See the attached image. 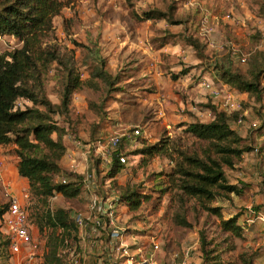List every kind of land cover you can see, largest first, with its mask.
Instances as JSON below:
<instances>
[{"label":"trees","instance_id":"16d2710c","mask_svg":"<svg viewBox=\"0 0 264 264\" xmlns=\"http://www.w3.org/2000/svg\"><path fill=\"white\" fill-rule=\"evenodd\" d=\"M74 1L0 0V39L8 36L20 44L10 50H0V146L15 145L16 172L26 180L27 198L30 195L42 204H47L48 199L57 194L69 199L82 194L83 176L61 168L67 150L64 137L73 133L75 139L76 135L69 130L70 121L65 120L69 117L72 95L82 89L97 94L96 100L88 101V108L94 111L99 120L93 126L90 140H98L96 135L99 123L107 116L108 110L104 109L108 106V102L105 103L108 95L124 93L125 79L129 82L140 79H133L141 70L140 65H130L115 73L110 72L107 68L108 58L101 53L95 41L78 42L70 37L72 46H69L61 39L58 40L54 18L59 16L63 8L73 5ZM124 1L125 6L131 9V0ZM185 2L172 0L166 4L165 9L151 7L131 11L130 14L137 22L162 20L170 25L181 26V39L195 51L199 59H204L206 44L197 35V31L203 25L205 12L198 6L185 7ZM203 5L208 8L211 19L217 5L208 2ZM258 11L264 18V0H261ZM171 37L175 36L168 33L161 37L158 47L166 45ZM260 37L257 31L249 34L251 48L245 55V72L233 68L230 53L207 65L212 68L211 73L218 75L229 89L244 94L240 110L232 111L230 117H227L216 109L210 99L197 103V110L211 114L212 118L202 121L195 113H189L190 120L181 126L184 127V134L196 139L191 144L181 146L179 140L164 137L156 142L140 138L141 146L130 151V154L139 156V166L143 169L147 168L154 155H165L168 159L169 169L152 172L149 178L153 182L152 189L161 194L171 192L170 204L165 212L171 224L190 230L193 227L190 218L195 222L199 221L200 215L215 218L216 229L212 230L211 236H207L205 231H199V264H223L224 254L236 248L234 240L244 235V228L238 222L239 214L224 217L223 207L214 204V201L218 197L229 200L233 193L242 192L244 184L231 183L227 179L226 170L235 168L242 160V155L252 151L254 146L247 136L238 134L230 125V118L234 120L244 110L254 109L258 113L256 115L261 117L254 131H264V114L261 113L264 108V49L255 47ZM77 50L79 58L76 56ZM189 70L187 67L181 74H187ZM51 82L58 102H53L46 94V87ZM133 82L135 85L136 81ZM19 100L30 104L22 106L21 103L18 106ZM61 117L62 121L68 123L67 126L59 121ZM122 153L127 154L123 141L113 151L110 164L107 165L106 179L110 185L115 186L116 176L128 169L118 159ZM119 189L120 207L128 205L132 210L137 209L142 200L149 197V194L141 191L142 185L127 184L119 186ZM26 201L23 205L26 220L32 225ZM7 204L0 206V237H5L1 250L6 257L11 258L7 249L9 239L1 227ZM35 223L40 231L44 227L51 230L46 235L40 264H66V254L63 252L65 247L81 239L80 229L69 208L47 207L44 215L37 218ZM69 236L71 239H67ZM237 258L241 264H256L255 254L245 249L239 251Z\"/></svg>","mask_w":264,"mask_h":264},{"label":"rangeland","instance_id":"374dc122","mask_svg":"<svg viewBox=\"0 0 264 264\" xmlns=\"http://www.w3.org/2000/svg\"><path fill=\"white\" fill-rule=\"evenodd\" d=\"M171 1L131 0L132 7L129 9L124 0H75L73 5L63 8L59 16L54 18L55 36L58 40L61 39L69 46H72L70 37L78 42H97L101 53L108 58L107 68L110 72L115 73L130 65H140L141 70L133 78L140 79L131 82L124 80V93L108 95L106 98L108 100H105V103L108 102V106L104 110L107 108L108 111L107 116L99 123V132L96 135L98 140H90L93 126L99 120L94 111L88 108V101L96 100L97 94L82 89L72 95L69 117L65 120L70 121L69 130L76 135L74 139L73 133L67 134L66 142L70 147L69 141L73 139L85 147L83 156L71 157L75 165L63 161L61 168L83 176L82 194L72 199L57 194L50 197L47 204H42L30 195V198L23 195L20 198L21 205H24L26 200L29 204V220L32 224L30 227L40 253L43 251L44 254L46 235L51 230L43 226L40 231L35 221L44 215L47 207L69 208L72 214L82 213L89 221L91 216L96 215L95 207L98 204H106L113 199L120 203L119 186L129 184L142 185L141 191L149 194V197L143 199L140 207L134 210L128 205H122L114 224L108 225L110 228L117 226L122 233L120 244L129 248V252L135 253L139 247L144 249L145 246H150V241L153 240L158 248L154 250L152 264H199V231H205L207 236H211L212 230L216 229L215 218L200 215L198 222L190 218L193 224L190 230L177 228L169 222L165 212L170 204L171 192L161 194L152 189L153 182L149 178L152 172L169 169L166 156L154 155L147 168L143 169L139 166V156L130 154V151L141 146L140 137L134 143H124L123 148L127 153L125 165L128 169L116 176L115 186L110 185L106 179L109 166L104 165L100 157L103 156L110 135L128 133L136 127L141 128L143 136L149 142H156L164 137L179 140L181 146L191 144L196 139L184 134V127L181 126L190 120L189 113H195L202 121H208L210 115L199 112L196 104L209 99L215 103L223 101V97L213 99L200 84L206 79L221 89V94L232 91L237 94L239 101L244 100V94L229 89L218 75L211 73L212 68L208 66L230 53L233 68L241 73L245 72L247 65L243 59L251 48L250 33L257 31L261 34L255 47L264 49V18L258 11L261 0H186L185 7L198 6L205 12L203 25L197 35L206 44V50L204 59H199L195 51L181 39V26L170 25L162 20L137 22L130 14L131 11L151 7L165 9L166 4ZM207 2L217 5V9H213L211 19L208 8L203 7ZM168 33L175 37L169 38L166 45L159 50L154 49L160 43L161 37ZM19 45L16 39L8 36H2L0 39L1 51ZM76 56H79L78 50ZM187 67L189 72L181 74ZM133 81H136L135 85ZM262 82L264 87V79ZM46 94L50 100L58 102L56 93L53 92V82L47 85ZM19 102L22 106L30 104L20 100ZM245 112V122L242 125H237L232 120L230 125L238 134L247 136L253 145H264V138L254 131L252 124L259 125L261 117L256 115L258 113L254 109H246ZM261 113L264 114L263 109ZM62 120L63 117L59 118L60 122ZM65 122L62 121L61 124L67 126L68 123ZM168 135L176 137L169 138ZM0 154L5 165L4 176L0 178L1 206L9 202L10 193H27L28 185L25 178L19 177L16 172L17 157L12 144L2 146ZM241 159L235 168L226 170V176L231 183L244 184L242 192L233 193L229 200L218 197L214 201V204L223 207L224 217L239 214L238 222L244 228L243 238L234 240L236 248L233 252L224 254L223 264H241L237 256L243 249L255 254L256 264H264L263 159L254 151L246 152ZM127 228L132 229L128 231ZM69 237L67 239H71V236ZM4 239V236L0 237V264H24L21 256L6 257L1 250ZM75 244L76 250L81 253L83 248L80 241ZM66 249H70V245L65 247L63 252ZM86 249L89 250L88 247ZM27 250L24 248V252ZM186 252L187 256L184 257ZM9 253L7 251L8 256ZM96 253H89L88 259L97 256Z\"/></svg>","mask_w":264,"mask_h":264},{"label":"built area","instance_id":"2783aa9c","mask_svg":"<svg viewBox=\"0 0 264 264\" xmlns=\"http://www.w3.org/2000/svg\"><path fill=\"white\" fill-rule=\"evenodd\" d=\"M200 84L207 90L208 94H210L213 99H220L223 97L221 103H215L214 101H212V103L218 111L223 112L227 117H230L232 111L241 109V100L239 101L236 93L230 91L221 94L222 90L215 87L213 82L207 79ZM19 103L20 102H17V105H19ZM245 113L244 110L239 113L236 119L233 120L230 118V122L232 120L235 121L237 125H242L245 122ZM208 115L211 117V114ZM252 124L254 128L258 126L255 123ZM256 133L264 138V131ZM138 137L145 138L140 127H136L128 133L110 135L107 138V147L103 151V156L100 157L101 162L104 163V165H109L113 151L117 149L122 141L123 144H131L137 141L136 139ZM252 151L259 153L260 158L263 159L264 165V145H254ZM126 155L127 154L124 153L120 154L118 157L119 161L126 164ZM4 169V161L0 154V178L4 176ZM22 195L27 196V193L21 195L10 193V200L7 202V208L2 216V228L9 239L7 249H9L11 256H21L22 259H24V264H34V262L40 264L43 258V251L40 253L38 243L33 238L32 228L27 223L25 209L20 203ZM119 208L120 204L113 199L106 204H98L97 207H95L96 215L91 216L89 221L82 213L73 214V220L80 229L81 240L91 243L93 237H96L99 234L100 228L103 227L106 216L110 219L109 223L114 224ZM262 220L264 222V218ZM116 227L117 226L112 227L109 231V239L103 245L104 250H102L99 256L88 259V255H85L83 252L79 253L75 248V244H72V247L70 246V249H66L64 252L66 254V264H152L154 250L158 248L157 244L151 240L148 248L141 249L139 247L135 253L129 252V248L127 249L120 244L122 233ZM24 248L28 250L24 252ZM186 256L187 252L184 254V257Z\"/></svg>","mask_w":264,"mask_h":264},{"label":"crops","instance_id":"0c3cea01","mask_svg":"<svg viewBox=\"0 0 264 264\" xmlns=\"http://www.w3.org/2000/svg\"><path fill=\"white\" fill-rule=\"evenodd\" d=\"M165 46V45H163ZM163 46H156L154 49H157L159 50V48L163 47ZM156 74H158V71H156ZM209 121V120H208ZM67 136V135H66ZM66 136L64 137V142L67 146V150H66V154L65 156L63 157L62 161L61 162H66L67 164H71V165H75L72 161H73V158H71L72 156L74 157H80V156H83V149L85 147V145H82L81 142H78V141H74L73 139L72 140H68L69 141V145H71L70 147H68V142H66ZM144 140H147L146 138L144 137H140ZM8 146V145H7ZM13 147H15L14 144H12ZM2 148V146H0V149ZM82 152V153H81ZM64 164V163H63ZM80 164V163H79ZM5 170V169H4ZM9 171V168L7 169ZM11 171H12V168H11ZM106 219L108 221H106ZM109 218L108 216L105 217L104 219V224H103V227L100 228L99 230V234L96 236V237H93V239L91 240V243H88L87 241H83L80 239V244L82 245V252L85 254V255H88L89 253L90 254H93L95 253V251L97 252L96 255L99 256L102 252V250H104V246H103V243H105L108 239H109V231L111 230L110 225L111 223H109ZM138 230V229H137ZM81 234V233H80ZM86 247L89 248V250L86 249ZM144 248H148V246H145ZM89 256V255H88ZM90 257V256H89ZM93 258V257H92Z\"/></svg>","mask_w":264,"mask_h":264}]
</instances>
